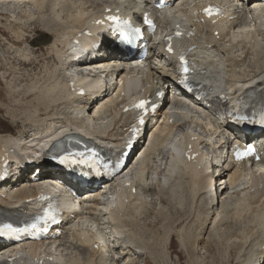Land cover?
I'll use <instances>...</instances> for the list:
<instances>
[{
    "label": "bare ground",
    "instance_id": "6f19581e",
    "mask_svg": "<svg viewBox=\"0 0 264 264\" xmlns=\"http://www.w3.org/2000/svg\"><path fill=\"white\" fill-rule=\"evenodd\" d=\"M192 1L193 3L189 0H166L169 6L160 13L155 11L153 0H14V3L9 0L0 1V13L3 14L13 13L14 8L20 10L23 6L22 8L25 9L31 7L39 11L50 10L65 16V20H54L51 23L57 26L44 31L52 36L58 30V35L55 34L54 41L47 47V53H44L42 57L45 60V71L48 72L50 82L46 80L48 85L45 86L43 83L45 81H42L43 87L40 86V82L38 83L40 78L36 80L35 76L33 80L29 77L31 83L28 86H26L27 83L24 84L26 88L23 92L24 99H31L28 104L26 103L28 110L24 109L25 111L20 115L12 114L14 120L19 119L22 123L20 134L13 136L7 133L9 130L0 129V160L6 156L11 160V167L16 166L18 160L25 164L34 160L39 168L46 166L45 155H43L47 151L46 142L54 143L72 134H83L101 146L113 147L115 151H120L128 140L127 133L134 117L133 111L123 113V109L131 104L133 97L142 93L146 96L163 91L164 105L168 102V106L164 109L162 107L159 111L160 119L163 121L157 126H146L144 141L138 143L122 176L113 184L106 185L97 192L95 190L99 186L90 187L87 191L80 190L83 198L75 202L79 204V209L74 218L87 220L93 217L92 220L96 219V224L90 226L92 221L89 220L88 223L69 227L73 218L65 215L63 228L67 229L68 238L64 236L62 240L7 246L0 250V264H10V259H15L13 264H119L121 260H126L124 258H127L126 264H136V254L142 253L143 248L130 238L132 235L127 236V229L134 226L136 217L139 219L145 217V208L150 207L149 198L155 191L159 200H163L169 192L172 173L164 174L162 177H150L149 171L152 159L159 148L164 146L176 132L183 135L184 143H175L173 147L174 156L170 162V172L182 176L180 183L187 177L190 180L189 183H193L195 187L205 185L208 188L213 187L215 179L222 174V181L225 180L226 187L220 191V194L218 191L215 192L216 199L221 198L222 209L228 206L229 200L233 198V191L237 190L242 173L225 151L224 144L231 140L240 141L243 136L239 129L215 120L211 113L215 110L208 106L213 102H206L205 108L209 113L205 114L206 117L200 116L199 119H191L189 115L181 111L184 94L178 88L177 53L169 55L164 50L163 39L177 25L183 28L195 27V36L184 39L182 45L198 47L191 53V58L200 68V72L195 77L204 85L209 97L214 101L219 100L221 96L227 98L225 104L219 103L220 109L235 107L237 110L244 111L248 106L258 107L264 102V0H254L252 4L256 11L241 4L240 0L225 1L227 2L226 13L216 25H212L211 20L200 23L203 17L196 16L193 7L201 5L203 1ZM107 9L119 11L135 19H138L143 12L154 14L158 33L154 39L148 36L150 42L147 46L145 61L137 62L135 58L129 61L126 56L116 52L115 55L94 63L88 61L75 63L73 50H84L87 46L81 43L71 47L69 42L86 28H91L92 19L99 17ZM234 16H237V19L229 21ZM216 31H219V37L216 36ZM93 32L101 34L103 29L94 28ZM104 44L107 43L104 42ZM178 49L177 47L176 50ZM112 51L115 52L117 49L114 48ZM89 66L106 67L108 72L102 75V82L98 89L105 87L111 90L112 88V91L97 104L90 103V98L77 97L67 89L69 81H76L77 85L88 90L96 89V79L83 75L84 70ZM114 79L116 82H113ZM168 95H171L170 100H167ZM194 102L201 104L200 101ZM192 110L200 112V110ZM172 119L175 122L170 124ZM190 124H196L193 134L185 129ZM213 138L220 140L215 143L219 144V147L213 146L211 142ZM259 138L260 136L257 135L252 140H257V144L262 140L261 143H263L264 138L258 140ZM189 146L194 148L193 153L200 150L204 154L207 150L217 154L219 150L223 160L219 161V157L215 158L213 154V156L204 154L198 158L199 164L191 168L192 165L184 161L181 156L183 149ZM263 147L261 146V151H264ZM39 154L42 157H38ZM134 158L135 161L132 163ZM184 163L190 166H185ZM199 165L205 166L202 172L197 170ZM253 166L252 164L251 168ZM213 167L221 170L213 171ZM254 167L258 168L256 170L258 172L256 174L250 172L249 177L254 181L262 178L263 184L260 187V182L257 183L255 191L257 195L250 197L251 205L247 206L246 211L258 221L260 233L264 235V160L262 159ZM244 168V170L250 169ZM183 169L187 174L183 172ZM33 171L34 168L29 169L28 172ZM49 174L50 171L47 176ZM61 179L65 184L72 183L64 173H52L47 180L52 183V190L57 194L65 191L64 187L57 184ZM127 183L131 186L127 187ZM44 187L24 188L18 182L11 186L10 183L4 184L2 190L8 193L6 199H0V202L10 212L24 215L33 213L36 206L28 200L36 198L39 190ZM133 189L137 190L136 194L132 193ZM83 192L86 193L83 194ZM208 192L212 193L213 190L205 191L206 194ZM205 198L206 196H203L201 201L205 204V211H203L206 213V222L212 225L223 218V210L215 211L214 204L206 202ZM217 201L219 206V200ZM88 207L92 209L87 210ZM100 216L104 217L102 221L105 219L109 230L107 235L100 224ZM255 221L254 223H257ZM252 232L255 233V231ZM261 243L263 244L259 246L257 253L259 256H253L247 264H264V241ZM96 245L98 248H95Z\"/></svg>",
    "mask_w": 264,
    "mask_h": 264
},
{
    "label": "rangeland",
    "instance_id": "374dc122",
    "mask_svg": "<svg viewBox=\"0 0 264 264\" xmlns=\"http://www.w3.org/2000/svg\"><path fill=\"white\" fill-rule=\"evenodd\" d=\"M9 1L14 3V0ZM22 7L20 10L14 8L13 13H0V129L9 130L7 133L15 132V136L20 134L22 123L19 119L14 120L12 114L20 115L25 111L24 109L28 110L27 104L31 100L24 99L23 92L26 88L24 84L27 83L26 86H28L31 83L30 79L34 80L36 77V80L40 78L38 79L40 86L44 87L48 85L47 81L50 82L48 72L45 71V60L42 57L44 53H47V47L58 35V30L55 32L56 35L52 36L44 31L57 26L51 25L54 20H65L64 14ZM42 81H45L44 85ZM214 129L217 128L214 127ZM179 135L180 133L176 132L167 141L169 144L166 143V147L154 156L156 159H153L150 166V177H162L164 174L172 173L169 192L163 200H159L155 191L149 198L150 207L145 208V217L140 218L141 220L136 217L134 226L127 229V236L132 235L130 238H133L143 248L142 253L136 254V264H247L253 256H257L259 246L264 239L263 233H260L258 221L246 211L247 206L251 205L249 203L251 196L248 192L256 187L258 181L252 180L249 177L250 172L245 170L241 175L240 186L236 193L229 200L228 206L222 209L223 218L212 225L208 224L204 212L205 204L201 202L206 186L195 187L193 183H189L190 180L187 177L183 178L185 180L180 183L182 176L170 172V162L174 156L173 147L175 143L183 141L182 136ZM207 154L209 155L210 152L207 151ZM218 155V160H222L220 153ZM251 170L253 174L258 172L256 171L258 168H251ZM217 183H220V180H217ZM217 199L219 200V197ZM92 218L83 219L79 223H88L91 220L90 226L96 224V219L93 221ZM99 218L107 235L109 230L105 219L102 221L104 217ZM67 233L65 235L68 238ZM255 236L258 238L256 239ZM124 260H121L119 264H126L127 258Z\"/></svg>",
    "mask_w": 264,
    "mask_h": 264
},
{
    "label": "snow or ice",
    "instance_id": "6c2138e0",
    "mask_svg": "<svg viewBox=\"0 0 264 264\" xmlns=\"http://www.w3.org/2000/svg\"><path fill=\"white\" fill-rule=\"evenodd\" d=\"M169 51H171V48L169 49ZM138 106L143 108L145 106V102L141 101ZM261 123H264V117H261ZM238 155H240V154L238 153ZM46 215H48L49 218H54L53 216H51V214H46ZM8 227H10V226H8ZM33 227H35V225H33Z\"/></svg>",
    "mask_w": 264,
    "mask_h": 264
}]
</instances>
